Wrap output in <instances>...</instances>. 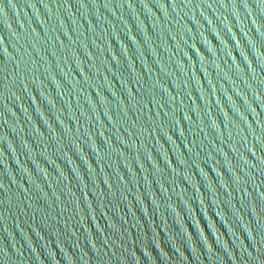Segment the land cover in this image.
Here are the masks:
<instances>
[{"label":"water","instance_id":"95a60500","mask_svg":"<svg viewBox=\"0 0 264 264\" xmlns=\"http://www.w3.org/2000/svg\"><path fill=\"white\" fill-rule=\"evenodd\" d=\"M0 264H264V0H0Z\"/></svg>","mask_w":264,"mask_h":264}]
</instances>
